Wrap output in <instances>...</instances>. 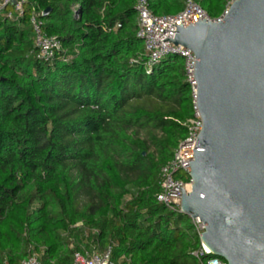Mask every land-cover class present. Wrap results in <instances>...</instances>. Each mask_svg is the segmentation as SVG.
Here are the masks:
<instances>
[{"label": "trees", "instance_id": "16d2710c", "mask_svg": "<svg viewBox=\"0 0 264 264\" xmlns=\"http://www.w3.org/2000/svg\"><path fill=\"white\" fill-rule=\"evenodd\" d=\"M186 1L148 0L157 15ZM194 1L217 18L233 0ZM137 2L29 0L0 22V264H73L85 241L114 264H200L192 219L157 199L194 96L182 56L148 72ZM47 8L50 61L30 24Z\"/></svg>", "mask_w": 264, "mask_h": 264}, {"label": "water", "instance_id": "95a60500", "mask_svg": "<svg viewBox=\"0 0 264 264\" xmlns=\"http://www.w3.org/2000/svg\"><path fill=\"white\" fill-rule=\"evenodd\" d=\"M205 20L165 39L196 58L203 120L181 211L204 223L210 254L264 264V0H233L221 20Z\"/></svg>", "mask_w": 264, "mask_h": 264}, {"label": "built area", "instance_id": "2783aa9c", "mask_svg": "<svg viewBox=\"0 0 264 264\" xmlns=\"http://www.w3.org/2000/svg\"><path fill=\"white\" fill-rule=\"evenodd\" d=\"M29 0H0V22L4 19L13 21L20 20L25 14V5ZM230 5V3H229ZM217 18H212L209 13L194 0H187L184 9L177 14L157 15L149 7L148 0H138L136 4L137 11V36L143 41L148 57L146 67L148 72L154 64L159 63L168 54H181L184 58L188 83L192 89L194 103L196 101L197 82L195 80L196 58L192 51L176 46L172 41L165 39H174L177 26L182 23L183 26L191 23L203 21H219L227 13L229 8ZM42 12L33 11L30 16V24L33 28L34 43L38 50V58L44 61H50L55 58L58 52L62 50V42L56 35H48L44 29L45 22L42 19ZM165 40V41H164ZM188 129L187 136L182 139L174 151L173 158L163 166L161 170V188L162 191L157 195L159 202L165 204L169 209L181 211L182 189L187 188L189 192L193 185L191 178V162L194 155L200 132L203 129V120L196 108L194 115L185 123ZM182 189H180V188ZM199 236L205 232L206 227L199 218L192 219ZM92 252H76L73 264H114L111 262V248L101 252L100 249L93 246ZM210 254V250L201 242V248L195 252L200 259V264H228L226 260L216 256L202 259ZM21 264H43L36 253L29 254Z\"/></svg>", "mask_w": 264, "mask_h": 264}, {"label": "rangeland", "instance_id": "374dc122", "mask_svg": "<svg viewBox=\"0 0 264 264\" xmlns=\"http://www.w3.org/2000/svg\"><path fill=\"white\" fill-rule=\"evenodd\" d=\"M83 245H85L86 248L82 252H92L94 250L93 245L90 244L88 241H85Z\"/></svg>", "mask_w": 264, "mask_h": 264}]
</instances>
